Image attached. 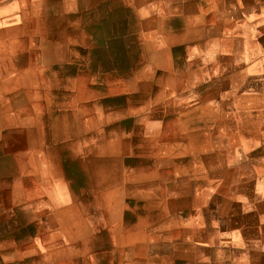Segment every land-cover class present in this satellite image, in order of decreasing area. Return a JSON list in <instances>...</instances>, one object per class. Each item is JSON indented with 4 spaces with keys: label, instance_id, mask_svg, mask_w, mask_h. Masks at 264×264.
I'll return each mask as SVG.
<instances>
[{
    "label": "rangeland",
    "instance_id": "374dc122",
    "mask_svg": "<svg viewBox=\"0 0 264 264\" xmlns=\"http://www.w3.org/2000/svg\"><path fill=\"white\" fill-rule=\"evenodd\" d=\"M98 3L132 33L122 62L137 9L155 14L143 96L86 94L79 68L102 53L58 39L82 43L57 13L73 2L0 20V264H205L206 241L264 233V0Z\"/></svg>",
    "mask_w": 264,
    "mask_h": 264
},
{
    "label": "crops",
    "instance_id": "0c3cea01",
    "mask_svg": "<svg viewBox=\"0 0 264 264\" xmlns=\"http://www.w3.org/2000/svg\"><path fill=\"white\" fill-rule=\"evenodd\" d=\"M74 3V7L66 8L62 7L58 16L66 18L69 22L68 17L74 19V24L79 26L82 31V43L77 44L73 40H66L63 37L58 38L61 41H66V44L72 46L82 47L90 50H100L102 56L94 58V66H90V60L87 64L79 68L81 75L87 76L86 82V94H95L92 91L95 89L98 91L107 90L108 97H121L130 98L145 95V90L140 86H133L131 83V76H134L136 81L147 82L149 80L148 75L143 67L148 63V47H149V36L159 41V37L155 36L158 34L154 29H149L147 23L149 19L154 17L155 14L141 15L140 9H137L140 22L137 23L139 29L136 31L139 42V52L136 51L135 57L129 56L128 59L111 58L112 56V44L117 37H124L126 35H132V33L125 30L124 18H119L117 13L112 10L102 9V5L98 1L93 4H87L84 0H68ZM129 1V0H126ZM148 2V1H147ZM21 0H0V20L5 19L8 16L18 14L20 11ZM65 11H62L64 10ZM133 13L137 14L134 9ZM164 14V9L157 10L156 14ZM118 22L124 23V31L121 32L118 28ZM128 24L135 25V22L128 18ZM68 25V23H66ZM70 24V23H69ZM155 32V33H154ZM95 40L93 43L91 40ZM190 42V41H188ZM177 45L186 46L185 41L178 39L176 43H173V48ZM195 44V42L193 43ZM192 48L191 45L188 49ZM108 57V60L106 59ZM147 59V62L145 60ZM110 64L108 69H101L99 65ZM124 64V69H121V65ZM96 65V66H95ZM141 75H140V74ZM144 73L146 76H143ZM107 74H115L116 80H122L126 82L124 89L112 91L113 85L111 80L107 79ZM119 75V76H118ZM77 91L75 88L72 92ZM77 94V93H76ZM103 94V93H102ZM101 95V92L100 94ZM229 230V228H228ZM206 245L211 247L217 255L211 254L206 259L205 264H264V233L257 235L249 240H245L244 235L230 231L226 232L221 236H217L213 242L206 241Z\"/></svg>",
    "mask_w": 264,
    "mask_h": 264
},
{
    "label": "clouds",
    "instance_id": "9594fccd",
    "mask_svg": "<svg viewBox=\"0 0 264 264\" xmlns=\"http://www.w3.org/2000/svg\"><path fill=\"white\" fill-rule=\"evenodd\" d=\"M150 7H155V5H151ZM148 8H142V9H140V13H141V15H148Z\"/></svg>",
    "mask_w": 264,
    "mask_h": 264
}]
</instances>
